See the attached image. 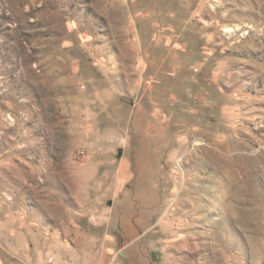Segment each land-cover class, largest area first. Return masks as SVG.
<instances>
[{"label": "rangeland", "instance_id": "1", "mask_svg": "<svg viewBox=\"0 0 264 264\" xmlns=\"http://www.w3.org/2000/svg\"><path fill=\"white\" fill-rule=\"evenodd\" d=\"M0 264H264V0H0Z\"/></svg>", "mask_w": 264, "mask_h": 264}]
</instances>
